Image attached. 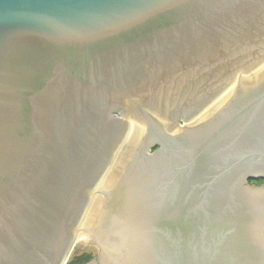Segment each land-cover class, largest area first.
Returning a JSON list of instances; mask_svg holds the SVG:
<instances>
[{"label": "water", "instance_id": "1", "mask_svg": "<svg viewBox=\"0 0 264 264\" xmlns=\"http://www.w3.org/2000/svg\"><path fill=\"white\" fill-rule=\"evenodd\" d=\"M264 0H0V264H264Z\"/></svg>", "mask_w": 264, "mask_h": 264}, {"label": "rangeland", "instance_id": "2", "mask_svg": "<svg viewBox=\"0 0 264 264\" xmlns=\"http://www.w3.org/2000/svg\"><path fill=\"white\" fill-rule=\"evenodd\" d=\"M262 184L264 185V182L247 183V185L255 186ZM90 239L91 237L89 234H82L79 236L67 255L65 264H84L89 260L98 257L101 248L96 244L88 243V240Z\"/></svg>", "mask_w": 264, "mask_h": 264}, {"label": "trees", "instance_id": "3", "mask_svg": "<svg viewBox=\"0 0 264 264\" xmlns=\"http://www.w3.org/2000/svg\"><path fill=\"white\" fill-rule=\"evenodd\" d=\"M251 183L264 182V179L250 180Z\"/></svg>", "mask_w": 264, "mask_h": 264}]
</instances>
